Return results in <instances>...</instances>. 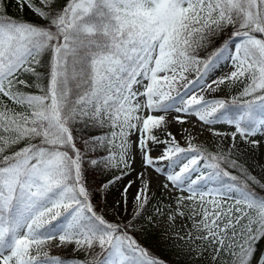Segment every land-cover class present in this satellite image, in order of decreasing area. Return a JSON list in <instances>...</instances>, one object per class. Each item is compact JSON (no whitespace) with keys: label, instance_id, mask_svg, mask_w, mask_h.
Instances as JSON below:
<instances>
[{"label":"snow or ice","instance_id":"6c2138e0","mask_svg":"<svg viewBox=\"0 0 264 264\" xmlns=\"http://www.w3.org/2000/svg\"><path fill=\"white\" fill-rule=\"evenodd\" d=\"M16 6L42 22L0 0V264H168L138 239L151 228L186 264H264L246 159L264 147V0ZM68 247L84 258L52 255Z\"/></svg>","mask_w":264,"mask_h":264},{"label":"rangeland","instance_id":"374dc122","mask_svg":"<svg viewBox=\"0 0 264 264\" xmlns=\"http://www.w3.org/2000/svg\"><path fill=\"white\" fill-rule=\"evenodd\" d=\"M229 68L225 67L222 69V72H228ZM222 73H217V75H220ZM190 79L193 78L192 76L189 77ZM224 90L222 92H218L216 95L217 96H221V97H228V96H232V95H236V93L240 90V87L238 86H234L232 88H229L227 86H223ZM194 119V118H193ZM219 131L222 132H230L232 131V129L227 126V125H217L215 126ZM183 128H188L192 131L193 135L195 136V140L193 141L194 143L200 144L201 142H204L206 146H208L210 149L214 147V144L216 143V140L214 139V137L212 136L211 133L207 132V131H203L201 132L200 129L198 128H192V126L189 123H185L183 125ZM170 130L172 131V133L174 135L177 136V138L180 140V142L186 146L185 141L182 139L183 136V132H182V128L179 124H176L174 126H172L170 128ZM165 135L161 134L160 135V139L163 140L165 139ZM230 141H225V143H229ZM237 143H242L239 140V137H237ZM248 159V166L250 167L251 172L257 176L259 179H261L262 181H264V170H262L259 167H255V160L259 159L264 161V147H262L261 149H259L256 152V155L254 158H246ZM115 175H119V172H115ZM111 177H109L108 179H111ZM95 179L97 181L103 182L105 180H107L106 178H103L101 174H97ZM89 180H92V176L91 174L89 175ZM121 183H126V181L123 182H118L117 185L112 189L113 195L115 196H119V191L122 190L121 189ZM133 192H135V189L132 190ZM155 195L162 199L165 203L169 202V197L167 194L162 193L160 190H155ZM175 194L173 195L174 198ZM109 200H112V196L109 197ZM156 201H153V204H155ZM149 211L151 212V208L149 209ZM109 219H113L114 218V214H112L111 212L109 213L108 216ZM161 233H162V229L157 230L156 228H151L149 229V231H147L146 233H141L138 235V239L141 242V244H143L146 248H148L150 250V252L156 256H158L159 258L164 259L165 261L168 262V264H186V259L185 257L181 256L179 253H177L172 247L170 243H166L165 241H163L161 239ZM52 255H60L61 257H65V258H71L73 256H82L84 257V253L83 252H77V253H73L72 247H68L65 248L63 250H56L54 249L52 251ZM193 264H205V261L203 260H194Z\"/></svg>","mask_w":264,"mask_h":264},{"label":"trees","instance_id":"16d2710c","mask_svg":"<svg viewBox=\"0 0 264 264\" xmlns=\"http://www.w3.org/2000/svg\"><path fill=\"white\" fill-rule=\"evenodd\" d=\"M5 2L8 4V8H7V13L13 17L19 16L21 19H25V20H30V21H38V22H42L39 21V18L36 17L31 10H29L27 7L24 8L23 12H19L17 6H16V0H5ZM31 91L34 92H38L37 89H32ZM253 174V173H252ZM254 175V174H253ZM112 174H103L102 177L108 179L109 177H111ZM257 177V176H256ZM257 179H259L257 177ZM261 180V179H259ZM262 183H264V181L261 180ZM256 191L259 192L261 195H264V190L259 189V187L256 188ZM143 245V244H142ZM154 255V254H153ZM156 256V255H155ZM77 257V256H76ZM158 257V256H156ZM78 258L83 259L84 257L82 256H78Z\"/></svg>","mask_w":264,"mask_h":264}]
</instances>
